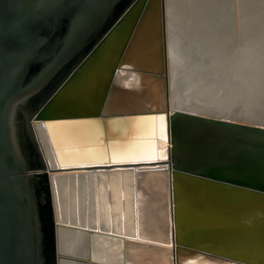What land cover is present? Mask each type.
Masks as SVG:
<instances>
[{"label":"bare ground","instance_id":"bare-ground-1","mask_svg":"<svg viewBox=\"0 0 264 264\" xmlns=\"http://www.w3.org/2000/svg\"><path fill=\"white\" fill-rule=\"evenodd\" d=\"M229 1L162 0L160 34L158 0H149L123 47L140 8L141 0L137 1L63 82L40 117H29V135L31 129L47 175L56 249L61 254L57 264H175L165 166L143 170L84 166L164 162L161 153L169 142L154 135L153 118L110 119L102 124L97 119L44 123L42 117L155 108L163 102L164 91L168 112L177 109L264 125V2L233 0L236 47L209 50L197 66L188 53L196 25ZM137 67L159 72L152 75ZM30 139L33 142L31 135ZM179 250L174 245V252Z\"/></svg>","mask_w":264,"mask_h":264},{"label":"water","instance_id":"water-1","mask_svg":"<svg viewBox=\"0 0 264 264\" xmlns=\"http://www.w3.org/2000/svg\"><path fill=\"white\" fill-rule=\"evenodd\" d=\"M137 1L0 0V264H57L61 254L56 249L55 222L52 233L40 232L35 177L46 182L47 190L48 181L30 139L28 119L40 117L63 82ZM148 1L141 0L123 47ZM246 2L258 5L264 0ZM137 68L152 75L159 72ZM162 95L163 102L155 108L42 118L44 123L97 119L103 124L110 119L152 117L154 135L160 137L156 120L163 116L169 142L164 162L84 166L96 170L165 166L175 264H192L188 260L264 264V244H255L264 243V125L177 109L168 112L164 91ZM32 158L38 160L36 167Z\"/></svg>","mask_w":264,"mask_h":264},{"label":"rangeland","instance_id":"rangeland-1","mask_svg":"<svg viewBox=\"0 0 264 264\" xmlns=\"http://www.w3.org/2000/svg\"><path fill=\"white\" fill-rule=\"evenodd\" d=\"M212 12L206 17L202 23H198L193 29L192 38L190 40V47H188L189 55H192V60L195 66L200 65L204 60L209 50L218 49V47H236V31H235V18L233 12V0H230L226 6ZM181 30V28H179ZM30 124V121H29ZM30 127V125H29ZM30 135L33 140L37 155L40 160L38 149L30 129ZM41 163V162H40ZM49 191V190H48ZM50 207H51V227L50 232L53 231L54 220L52 215V205L50 195L48 194Z\"/></svg>","mask_w":264,"mask_h":264},{"label":"flooded vegetation","instance_id":"flooded-vegetation-1","mask_svg":"<svg viewBox=\"0 0 264 264\" xmlns=\"http://www.w3.org/2000/svg\"><path fill=\"white\" fill-rule=\"evenodd\" d=\"M33 159V167H36L38 160ZM37 199H38V209H39V220H40V232L47 234L50 232L51 227V207L48 197V190L46 182L39 177H35Z\"/></svg>","mask_w":264,"mask_h":264},{"label":"snow or ice","instance_id":"snow-or-ice-1","mask_svg":"<svg viewBox=\"0 0 264 264\" xmlns=\"http://www.w3.org/2000/svg\"><path fill=\"white\" fill-rule=\"evenodd\" d=\"M160 121H161V126H160V131H159V135H160V138L162 139H165L166 140V128H165V125L163 124V121H164V117L161 116L158 118ZM166 152V150H165ZM161 156L162 158L166 159V155L164 153H161Z\"/></svg>","mask_w":264,"mask_h":264}]
</instances>
